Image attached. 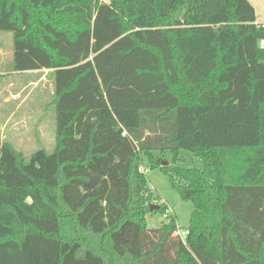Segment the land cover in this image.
<instances>
[{
  "label": "trees",
  "instance_id": "16d2710c",
  "mask_svg": "<svg viewBox=\"0 0 264 264\" xmlns=\"http://www.w3.org/2000/svg\"><path fill=\"white\" fill-rule=\"evenodd\" d=\"M255 23L247 0H0L11 69L51 71L55 119L51 153L0 145V264H264ZM178 150L201 168L152 155ZM144 158L192 204L186 229L147 228L167 209Z\"/></svg>",
  "mask_w": 264,
  "mask_h": 264
},
{
  "label": "rangeland",
  "instance_id": "374dc122",
  "mask_svg": "<svg viewBox=\"0 0 264 264\" xmlns=\"http://www.w3.org/2000/svg\"><path fill=\"white\" fill-rule=\"evenodd\" d=\"M247 2L255 9L256 21L264 22V0ZM12 46V34L0 32V145L5 141L11 143L28 160L37 150L51 153L55 145L54 108L51 105L53 77L51 71L46 70L13 72ZM152 155L162 159V163H167L170 168H201L200 160L185 150H178L175 154L153 151ZM249 156L253 158L252 154ZM142 171L153 195L158 197L152 205L164 204L167 209V216H147V228H157L171 216L180 230L186 229L193 211L192 204L181 200L171 186L168 174L158 167L147 169L145 158Z\"/></svg>",
  "mask_w": 264,
  "mask_h": 264
},
{
  "label": "built area",
  "instance_id": "2783aa9c",
  "mask_svg": "<svg viewBox=\"0 0 264 264\" xmlns=\"http://www.w3.org/2000/svg\"><path fill=\"white\" fill-rule=\"evenodd\" d=\"M256 25H258L261 29H264V22H257L255 23ZM258 48L260 50H264V39L260 40L258 42ZM181 239H183L184 237H186V235L188 234V232L186 231H178L176 233Z\"/></svg>",
  "mask_w": 264,
  "mask_h": 264
},
{
  "label": "water",
  "instance_id": "95a60500",
  "mask_svg": "<svg viewBox=\"0 0 264 264\" xmlns=\"http://www.w3.org/2000/svg\"><path fill=\"white\" fill-rule=\"evenodd\" d=\"M162 166H167V163H162ZM150 210L152 211V210H157L158 209V206H155V205H150Z\"/></svg>",
  "mask_w": 264,
  "mask_h": 264
},
{
  "label": "crops",
  "instance_id": "0c3cea01",
  "mask_svg": "<svg viewBox=\"0 0 264 264\" xmlns=\"http://www.w3.org/2000/svg\"><path fill=\"white\" fill-rule=\"evenodd\" d=\"M254 11H255V9H254ZM255 15H256V12H255Z\"/></svg>",
  "mask_w": 264,
  "mask_h": 264
}]
</instances>
